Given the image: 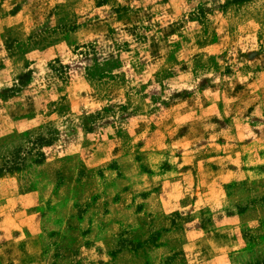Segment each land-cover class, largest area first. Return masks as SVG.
Segmentation results:
<instances>
[{
	"label": "rangeland",
	"instance_id": "obj_1",
	"mask_svg": "<svg viewBox=\"0 0 264 264\" xmlns=\"http://www.w3.org/2000/svg\"><path fill=\"white\" fill-rule=\"evenodd\" d=\"M0 264H264V0H0Z\"/></svg>",
	"mask_w": 264,
	"mask_h": 264
}]
</instances>
